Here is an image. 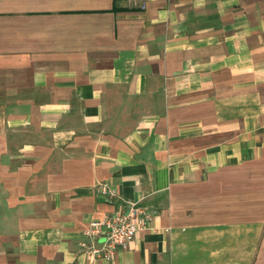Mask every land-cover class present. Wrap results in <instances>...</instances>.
<instances>
[{"label": "crops", "instance_id": "crops-1", "mask_svg": "<svg viewBox=\"0 0 264 264\" xmlns=\"http://www.w3.org/2000/svg\"><path fill=\"white\" fill-rule=\"evenodd\" d=\"M264 264V0H0V264Z\"/></svg>", "mask_w": 264, "mask_h": 264}, {"label": "built area", "instance_id": "built-area-1", "mask_svg": "<svg viewBox=\"0 0 264 264\" xmlns=\"http://www.w3.org/2000/svg\"><path fill=\"white\" fill-rule=\"evenodd\" d=\"M150 219L151 215L138 202H130L126 208L102 218H93L83 231L79 254L86 260L85 264H96L99 259L111 260L119 247L146 228Z\"/></svg>", "mask_w": 264, "mask_h": 264}]
</instances>
